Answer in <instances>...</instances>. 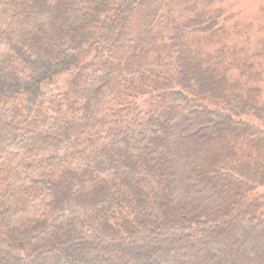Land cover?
<instances>
[{
  "label": "trees",
  "instance_id": "16d2710c",
  "mask_svg": "<svg viewBox=\"0 0 264 264\" xmlns=\"http://www.w3.org/2000/svg\"><path fill=\"white\" fill-rule=\"evenodd\" d=\"M216 1L0 0V264H264L263 52Z\"/></svg>",
  "mask_w": 264,
  "mask_h": 264
},
{
  "label": "rangeland",
  "instance_id": "374dc122",
  "mask_svg": "<svg viewBox=\"0 0 264 264\" xmlns=\"http://www.w3.org/2000/svg\"><path fill=\"white\" fill-rule=\"evenodd\" d=\"M213 9L224 12L222 21L226 34L214 38L209 47H218L223 39L236 48L245 47L248 52H263L255 62H264V0H222L216 1ZM225 16V18H223ZM263 46L261 47V45ZM262 48V49H261ZM261 49V50H260ZM239 58V56H238ZM262 72V71H261ZM264 91V72L255 76ZM257 193L264 194V185L258 187Z\"/></svg>",
  "mask_w": 264,
  "mask_h": 264
}]
</instances>
